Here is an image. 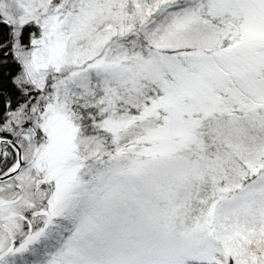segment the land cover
Wrapping results in <instances>:
<instances>
[{"label":"snow or ice","instance_id":"6c2138e0","mask_svg":"<svg viewBox=\"0 0 264 264\" xmlns=\"http://www.w3.org/2000/svg\"><path fill=\"white\" fill-rule=\"evenodd\" d=\"M0 264H264V0H0Z\"/></svg>","mask_w":264,"mask_h":264}]
</instances>
